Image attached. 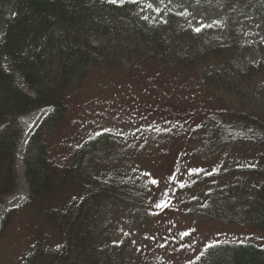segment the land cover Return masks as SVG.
Here are the masks:
<instances>
[{"label":"trees","instance_id":"trees-1","mask_svg":"<svg viewBox=\"0 0 264 264\" xmlns=\"http://www.w3.org/2000/svg\"><path fill=\"white\" fill-rule=\"evenodd\" d=\"M189 1L204 10L220 4L223 21L197 32L171 12L147 20L130 0L119 4L108 0H0V234L17 211L3 207L17 190L14 161L24 128L19 117L50 108L43 122L61 120L66 114L63 90L86 77L100 57L113 61L124 56L134 42L124 37L130 33L139 41L134 51L146 46L150 57H158L172 70L198 67L202 82L213 92L234 93L243 100L244 107L224 106L219 113L221 124L210 122L209 133H205V124L192 130L203 132V138L192 132L193 141L211 152L225 150V157L209 173L185 183L183 190L208 182L202 197L196 198L201 204L191 208L190 215L264 232V84L254 91L244 86L253 76L264 74V44L259 39L241 42L237 34L228 38L238 14L264 19V0ZM221 35L227 38L222 43L218 41ZM239 44H244L243 50ZM256 45L261 58L241 62L245 50ZM24 86L33 96L23 91ZM249 98L259 104L255 107L261 115L245 109ZM42 127L29 137L33 151L24 157L28 183L24 204L42 205L41 212L59 220V244L53 251L46 247L39 230L20 264H122L95 243V228L107 208L119 200L138 199L143 192L136 184L138 173L97 170L102 160L119 159L116 155L106 160L110 143L114 146L117 141L110 133L87 141L62 168H52L41 141ZM226 127L239 134H226ZM234 146L252 155L244 150L233 155ZM58 192L69 196L56 208L49 201ZM187 264H264V247L251 242L210 245Z\"/></svg>","mask_w":264,"mask_h":264},{"label":"rangeland","instance_id":"rangeland-1","mask_svg":"<svg viewBox=\"0 0 264 264\" xmlns=\"http://www.w3.org/2000/svg\"><path fill=\"white\" fill-rule=\"evenodd\" d=\"M149 3L153 5L151 8L147 6ZM136 7L147 20L161 19L171 12L193 29L223 21L220 4L204 10L189 0H140ZM233 27L228 38L237 34L241 42L259 39L264 44V19L238 14ZM124 37L134 41L124 56L113 61L100 57L86 77L63 90L66 114L61 120L43 122L49 108L20 117L26 131L15 157L17 190L7 198L5 207L18 209L0 234V264H20L40 232L46 247H53L52 251L59 244V220L41 212L42 205L38 208L23 204L24 196L28 195L24 157L29 149L28 153L33 151L28 137L40 125L41 141L52 168H62L87 141L110 133L117 141L114 146L110 143L106 160L116 155L119 159L107 163L102 160L97 170L117 168L138 173L136 184L143 191L138 199L119 200L107 208L95 228V243L104 247L111 259L119 258L122 264H187L210 245L251 242L264 247V232L260 230L189 214L191 208L201 204L196 198L202 197L208 182L191 191L183 190L185 183L190 184L203 172L209 173L225 157V150L211 152L193 141L190 134L199 131L192 130L205 124V133H209L210 122L221 124L219 113L226 106L244 107L243 100L234 93L213 92L202 82L198 67L169 69L158 57H150L146 46L134 51L135 43H139L137 36L130 33ZM224 38L218 36V41L222 43ZM243 45L239 44L241 50ZM257 47L245 50L241 62L254 63L261 58ZM263 76H253L244 86L253 91L263 87ZM23 91L33 96L25 86ZM256 104L249 98L245 109H254L261 115ZM199 134L203 138V132ZM226 134L233 136L239 132L226 127ZM243 150L252 155L236 146L231 152L237 156ZM68 196L58 192L49 202L61 207Z\"/></svg>","mask_w":264,"mask_h":264},{"label":"snow or ice","instance_id":"snow-or-ice-1","mask_svg":"<svg viewBox=\"0 0 264 264\" xmlns=\"http://www.w3.org/2000/svg\"><path fill=\"white\" fill-rule=\"evenodd\" d=\"M108 2L112 3V4H119L121 2V0H108ZM130 2L131 3H139L140 0H130ZM147 6L149 8H151L153 5L151 3H149ZM157 11H159V10L157 9ZM196 31L199 32V31H201V29L197 28ZM161 206H163V205H157V207H161Z\"/></svg>","mask_w":264,"mask_h":264}]
</instances>
